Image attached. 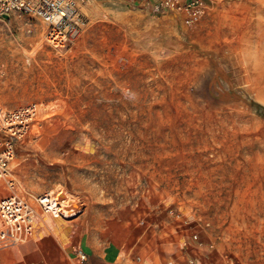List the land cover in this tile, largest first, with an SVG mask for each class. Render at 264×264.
<instances>
[{"label": "rangeland", "instance_id": "rangeland-1", "mask_svg": "<svg viewBox=\"0 0 264 264\" xmlns=\"http://www.w3.org/2000/svg\"><path fill=\"white\" fill-rule=\"evenodd\" d=\"M76 1L87 23L63 48L38 18L0 21V100L40 108L11 193L101 224L158 195L227 264H264V0H207L192 25Z\"/></svg>", "mask_w": 264, "mask_h": 264}, {"label": "crops", "instance_id": "crops-1", "mask_svg": "<svg viewBox=\"0 0 264 264\" xmlns=\"http://www.w3.org/2000/svg\"><path fill=\"white\" fill-rule=\"evenodd\" d=\"M169 207L161 196L144 198L114 224H101L86 212L41 215L35 207L34 237L0 251V264H227L214 244L194 233L188 218L171 215Z\"/></svg>", "mask_w": 264, "mask_h": 264}, {"label": "built area", "instance_id": "built-area-1", "mask_svg": "<svg viewBox=\"0 0 264 264\" xmlns=\"http://www.w3.org/2000/svg\"><path fill=\"white\" fill-rule=\"evenodd\" d=\"M133 4L156 16H181L188 25L198 22L207 9V0H134ZM14 14L40 19L46 25L47 43L61 48L76 39L87 23L76 0H0V21ZM39 116L38 104L9 109L0 100V251L34 237L37 212L24 197L11 193L15 185L12 164L17 141L30 136L39 125Z\"/></svg>", "mask_w": 264, "mask_h": 264}, {"label": "bare ground", "instance_id": "bare-ground-1", "mask_svg": "<svg viewBox=\"0 0 264 264\" xmlns=\"http://www.w3.org/2000/svg\"><path fill=\"white\" fill-rule=\"evenodd\" d=\"M58 199L59 198L51 197L50 194H47V195H45V196H43L41 198V201H43V203L45 204L46 209L52 210L54 213H57L58 212L57 205L60 202L63 205H65L63 207L65 210L62 208V211L66 213V216L72 217V216H75L76 215V213H69V212H72V210H70L69 208L67 209V207H66L67 206L66 205L67 204L66 203V201H67V198L66 197L61 196V198H60L61 201H59ZM64 203H66V204H64Z\"/></svg>", "mask_w": 264, "mask_h": 264}, {"label": "trees", "instance_id": "trees-1", "mask_svg": "<svg viewBox=\"0 0 264 264\" xmlns=\"http://www.w3.org/2000/svg\"><path fill=\"white\" fill-rule=\"evenodd\" d=\"M253 105H254V107H255V109H256V112H257L260 116L264 117V105L261 104V103H257V102H254Z\"/></svg>", "mask_w": 264, "mask_h": 264}, {"label": "water", "instance_id": "water-1", "mask_svg": "<svg viewBox=\"0 0 264 264\" xmlns=\"http://www.w3.org/2000/svg\"><path fill=\"white\" fill-rule=\"evenodd\" d=\"M6 19H7V20L10 19V17H9V16H6Z\"/></svg>", "mask_w": 264, "mask_h": 264}]
</instances>
